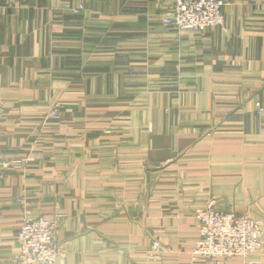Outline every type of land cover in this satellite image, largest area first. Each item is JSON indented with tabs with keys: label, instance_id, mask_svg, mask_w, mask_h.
<instances>
[{
	"label": "crops",
	"instance_id": "0c3cea01",
	"mask_svg": "<svg viewBox=\"0 0 264 264\" xmlns=\"http://www.w3.org/2000/svg\"><path fill=\"white\" fill-rule=\"evenodd\" d=\"M224 1L179 32L173 0H0V264L25 213L55 217L53 264H207L212 199L261 222L264 264V0Z\"/></svg>",
	"mask_w": 264,
	"mask_h": 264
},
{
	"label": "built area",
	"instance_id": "2783aa9c",
	"mask_svg": "<svg viewBox=\"0 0 264 264\" xmlns=\"http://www.w3.org/2000/svg\"><path fill=\"white\" fill-rule=\"evenodd\" d=\"M224 0H173L166 14L167 26L189 31H201L220 26L224 21ZM256 112L264 114V103H255ZM54 118L60 114L54 107ZM10 164L0 160V174ZM197 236L191 250L192 258H203L207 264H225L232 257H239L244 264L251 262L250 256L261 246V222L247 215L219 209L215 201L209 200L192 212ZM57 222L49 215L31 216L23 214L17 231L19 250L16 264H53L59 254ZM157 243L152 251H157Z\"/></svg>",
	"mask_w": 264,
	"mask_h": 264
},
{
	"label": "rangeland",
	"instance_id": "374dc122",
	"mask_svg": "<svg viewBox=\"0 0 264 264\" xmlns=\"http://www.w3.org/2000/svg\"><path fill=\"white\" fill-rule=\"evenodd\" d=\"M170 10V9H169ZM168 10V11H169ZM168 11L166 12V13H164V15L162 16V21H163V23L167 26V23L165 22V17H166V14H168ZM167 27H170V26H167ZM217 27V26H216ZM171 28V27H170ZM208 28H211V27H208ZM171 29H174V28H171ZM207 29V28H206ZM175 30V29H174ZM176 31H187V30H185V29H178V30H176ZM189 31V30H188ZM202 31V30H201ZM192 32H194V31H192ZM197 32H200V31H197ZM56 108L57 110H58V112L60 113V103H55V105L53 106V108ZM53 108H52V110H51V116L53 117V115H52V111H53ZM256 110V109H255ZM1 161H6V162H9V163H14L15 161H18V160H14V159H9V158H6V159H2ZM12 164H10V166H11ZM10 166L7 168V169H9L10 168ZM6 170V169H5ZM4 170V171H5Z\"/></svg>",
	"mask_w": 264,
	"mask_h": 264
}]
</instances>
